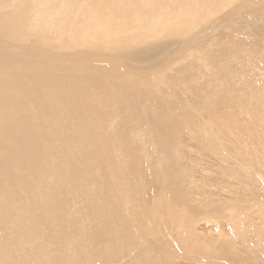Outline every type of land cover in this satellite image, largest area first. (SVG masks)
I'll use <instances>...</instances> for the list:
<instances>
[{"label":"rangeland","instance_id":"1","mask_svg":"<svg viewBox=\"0 0 264 264\" xmlns=\"http://www.w3.org/2000/svg\"><path fill=\"white\" fill-rule=\"evenodd\" d=\"M115 1L109 4L121 6ZM139 1L143 29L138 27L133 41L126 37L125 46L163 43L167 48L159 60L144 66L125 61L108 39L75 49L74 39L58 33L52 22L34 34L26 28L22 39H3L0 63L15 57L30 65L29 72L48 63L62 75L89 78L80 83L81 108L89 112L91 145L99 148L90 176L85 170L81 176L76 169L67 171L56 146L45 155L39 147L27 157L21 151L12 166L22 167L19 171L5 170L10 165L1 161L0 264L25 258L29 264H132L131 254L141 244L151 250V264H264V24L259 28L250 18L255 13L264 20V0H254L255 8L250 0H219L211 11L209 2L196 0L204 14L194 25L188 8L195 0ZM4 6L5 1L1 12ZM56 6L63 11V3ZM172 14L184 16L178 29L161 22ZM191 36L195 42L190 46ZM77 59L85 63L74 68ZM102 60L120 66L100 70L95 66ZM28 71L24 77L31 76ZM141 76L151 82V93L172 108V122L168 119L164 128L152 127L154 109L142 100ZM158 135L166 140V164L153 143ZM1 136L14 145L13 136ZM75 149L78 153L84 147ZM148 154L156 162L153 170ZM33 164L37 170L52 169L38 174V186L54 190L52 201L22 187ZM166 165L170 176L160 169ZM9 187L16 198L3 192ZM30 215L23 243L14 245L22 220Z\"/></svg>","mask_w":264,"mask_h":264},{"label":"bare ground","instance_id":"2","mask_svg":"<svg viewBox=\"0 0 264 264\" xmlns=\"http://www.w3.org/2000/svg\"><path fill=\"white\" fill-rule=\"evenodd\" d=\"M3 1H5V6L2 12L0 9V56L3 54V50L1 47L3 39H22L25 36L24 31L26 28L29 29L28 33L31 32L32 34H34L38 30H43L44 26L51 27V22L54 23L53 28L56 29L58 33H62L63 31L70 39H74L73 45L75 49H89L91 48V46L89 45L90 43H93L94 46H97L95 44L97 42L103 41L105 39L112 40V42L117 46V53H121L126 56V58H124L125 61L128 62L137 60L138 64L142 66L159 60L167 49L166 45L163 43H151L144 46L134 47L125 46L124 41H128V38L126 37H130L129 39L133 41L139 36L136 34L138 33V27L143 29L142 24L144 23L145 13L141 9L142 4L139 0H116L115 5L121 6H111L109 4L110 0H0V7ZM217 1L219 0H205V2H209V11L217 6ZM250 1L252 2L253 6L254 4H256L254 0ZM260 1V3H262V0ZM62 3L64 6L63 11L57 8V6L55 8V5H60ZM250 5L251 4H248L249 7ZM192 7L194 8V10H192ZM192 7L190 6L188 8V12L192 16L190 21L194 25L197 20H199L200 17L204 14V12L202 13V10H204V8L201 7L196 0L194 1V6ZM253 8H255V6ZM29 16L31 17L29 18ZM183 17L184 16L172 14V17L164 19L161 22L164 24V27H170L172 25V27H176L178 29ZM251 17L255 18V21L257 22L256 24H258L259 28H261V24H264V20L260 19L257 15H255V13H252L250 15V18ZM32 18L33 23L31 24V26H29V22ZM46 23L50 25L48 26L46 25ZM252 23H250L251 27H253ZM185 26H188L187 22L184 23L183 27ZM115 32H119L121 35L116 37L114 34ZM160 33H162V31H160L158 34ZM254 33L256 34V32ZM187 42L191 46V44L195 42L194 37H189L187 39ZM12 58L13 61H3L0 63V67L6 68V73L0 72V166L2 165L1 161H4L7 165H10L9 169L5 166V170L10 171V169H15L17 167L16 166L14 168L12 166L17 160H19V158H17V155L21 151L24 150L26 153H30V151H33L35 149L37 150V148L39 147L40 150H38V152L41 151V154L47 152L48 154V152L50 151H48V148L56 146L58 147V151L61 153V155L66 159L63 166H68L66 167L67 171H73L74 169H76L77 175L81 176V172L85 170L86 173H88V175L90 176V172L88 171L90 170V168H93L98 162V157L96 159L94 151H97L99 146L91 145L90 135L93 132V128L87 119L88 111L81 108L84 103L83 93L81 89L83 86H80V83L82 79L85 81L89 80V78L86 77L88 76L87 73L81 71L82 74H84L81 76H84L86 78H72L71 76L65 74L62 75L61 70H58L57 67L47 66L48 63L36 65L34 66V69L31 67L33 71L29 72L28 68L30 67V65L28 66V63L24 62V64H21L18 61H14V59H16L15 57ZM84 63L85 62H83L82 59H77L76 61L74 60L72 62V67L78 68ZM56 66L60 68L63 67L62 63H58L56 64ZM119 66L120 64H118L116 61L108 64L107 62L102 60L99 61L95 67L100 70L109 71L112 70L113 67ZM25 69L31 74V76L24 77ZM148 80L149 79L147 78V76H141L138 82L142 86L143 102L154 109V117L152 116L153 122L151 123L152 127L155 130H158L159 128L166 127L165 125L167 120L169 119V117L172 118V108L169 103L163 101L159 97L160 95L156 96L151 93V87H148V85L150 86L149 83L151 82H148ZM71 86L72 88H70ZM147 88H150V92L149 90H147ZM67 99L69 101L66 102ZM200 99L202 100V98ZM203 105L204 103L202 102V106ZM203 107L205 108L208 106L204 105ZM86 119L88 122H86ZM152 133L154 132L151 131V134ZM2 134L13 136L14 145L8 146L6 141L2 138ZM120 141L121 138L117 137L116 144H119ZM105 143H107V141H105ZM153 143L154 145L156 144L161 150V161L163 163L165 161H169V158L167 157L168 155H166L165 157L163 154L165 148L167 147L165 138L158 135L153 139ZM150 144L151 143H149V145ZM77 145H80V147H84V149L76 153V149L74 151V148ZM150 146H152V144ZM29 153L26 154V157L27 155L31 156V154L29 155ZM60 153H56V157L57 154ZM151 154L153 155V157H155L153 153ZM23 155H25V153H23ZM152 155L148 154L147 158L148 168L150 170H153V163H156L154 162V158L152 157ZM46 157L48 159V156ZM51 157L53 158V155ZM70 157L74 160H71ZM52 158L51 161L54 159ZM157 158L158 156L156 157V159ZM22 160L24 161V159ZM19 162V165L22 164L21 161ZM31 162L33 163L34 161L31 160ZM22 166L27 165L22 164ZM19 167L20 166L12 171L14 172L17 169V171L21 170L22 167ZM33 167L34 169L29 172L30 174L24 172L29 176V178L24 176L26 178V181L24 182V185L22 187L28 188V192L30 194H33L36 191V196L40 200L43 199V201H46L47 199L49 201H52L54 197V190L44 189L43 187L38 186L40 180L38 174L40 172L44 173L45 171L47 174H49L52 169H50V167L48 166L47 168H43V166H41L40 169L37 170L34 164ZM160 169L168 172L167 165L161 166ZM10 172L8 173L10 174ZM22 175L19 176L22 177ZM168 175L170 176L171 173L168 172ZM177 178L178 177L175 175V177L173 178L175 180L174 182H176ZM5 179L7 181L12 180L9 178ZM87 179L88 178H86V180ZM11 185L13 184L11 183ZM3 192L6 193L7 197H12L11 199L17 197V194L12 190L11 187ZM60 204L61 203H59L58 206H60ZM89 204H92V206L94 205L92 202H90ZM90 205L89 208L86 207V209H90ZM48 206L50 207V205ZM91 211L92 210H90L89 213H92ZM93 211L95 212L94 209ZM19 220L21 221V219ZM31 220V215L28 216L24 220V222L22 220V224L24 226L23 229L21 228V230L18 231L20 236L22 235V232L25 231ZM35 230L36 229L30 231L33 237L35 235L34 233L36 232ZM12 241L15 245L19 241L22 242L23 239L21 236L18 241ZM139 246L140 249H138L137 251H131V263L151 264V250L147 248L146 244H141ZM10 264H29V262L27 261V258H25L20 260L16 259L13 261V263Z\"/></svg>","mask_w":264,"mask_h":264}]
</instances>
